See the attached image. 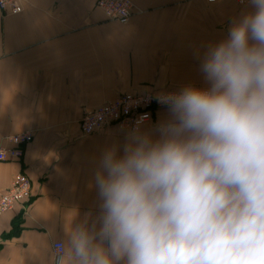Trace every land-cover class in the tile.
I'll return each instance as SVG.
<instances>
[{"label": "crops", "instance_id": "obj_1", "mask_svg": "<svg viewBox=\"0 0 264 264\" xmlns=\"http://www.w3.org/2000/svg\"><path fill=\"white\" fill-rule=\"evenodd\" d=\"M96 2L25 0L19 14L0 9V149L15 147L14 134H34L20 156L0 161V197L19 173L33 192L26 208L0 216V264H68L70 231L100 213V158L110 147L122 151L129 134L110 127L84 135V114L127 92L183 88L189 75L177 74L190 69L205 82L204 52L250 10L236 0H132L133 16L122 24ZM167 117L159 110L142 131Z\"/></svg>", "mask_w": 264, "mask_h": 264}, {"label": "clouds", "instance_id": "obj_2", "mask_svg": "<svg viewBox=\"0 0 264 264\" xmlns=\"http://www.w3.org/2000/svg\"><path fill=\"white\" fill-rule=\"evenodd\" d=\"M247 3L201 58L207 86L162 94L166 119L104 151L68 264H264V0Z\"/></svg>", "mask_w": 264, "mask_h": 264}, {"label": "built area", "instance_id": "obj_3", "mask_svg": "<svg viewBox=\"0 0 264 264\" xmlns=\"http://www.w3.org/2000/svg\"><path fill=\"white\" fill-rule=\"evenodd\" d=\"M215 3L218 0H206ZM239 4H247V0H236ZM25 0H0V9L5 13L19 14L23 11ZM98 6L103 10L110 21L127 24L134 13L132 0H98ZM174 91L148 92L144 94L125 93L102 106L88 111L82 121L81 130L85 135L116 125L126 130H134L151 122L159 108L166 107L159 97L164 93ZM34 139L32 132H22L9 137L14 148H1L0 161L10 160L21 154L20 147L29 144ZM33 196L32 182L28 175L19 173L15 175L12 186L0 197V216L16 205L25 208ZM54 252L61 260L64 254V245L57 241L54 244Z\"/></svg>", "mask_w": 264, "mask_h": 264}, {"label": "rangeland", "instance_id": "obj_4", "mask_svg": "<svg viewBox=\"0 0 264 264\" xmlns=\"http://www.w3.org/2000/svg\"><path fill=\"white\" fill-rule=\"evenodd\" d=\"M96 5L98 6V0H97V2H96ZM99 7V6H98ZM100 8V7H99ZM102 10V9H101ZM103 11V10H102ZM192 69H190L189 70V72H179L177 75H179V76H181V77H184V78H186L188 75H189V85H194V86H197V87H206L207 86V84H206V82H203V81H201L200 79H199V73H197L195 70H192ZM206 85H205V84ZM179 89H181L180 87H177L176 85H170V84H168V85H166L165 87H162V88H155L154 90H149V91H146L145 93H148V92H153V91H156V92H161V91H163V92H165V91H177V90H179ZM128 93V92H127ZM130 93H132V92H130ZM125 94V93H124ZM134 94V93H133ZM135 94H144V93H135ZM120 95H122V94H120ZM119 95V96H120ZM118 97V96H117ZM116 97V98H117ZM115 98V99H116ZM164 108H167V106L166 107H163V108H159L158 110H157V112L159 111V110H161V109H164ZM90 111V110H89ZM88 112V111H87ZM86 112V113H87ZM85 113V114H86ZM84 114V115H85ZM84 117V116H83ZM83 119V118H82ZM154 119H155V117H154ZM82 121V120H81ZM81 121H80V128H81ZM148 124V123H147ZM147 124H144L142 127H141V129L140 130H142ZM110 127H118V128H120V129H122L123 131H125V132H128V133H130L132 130H126V129H124V128H121V127H119V126H116V125H111V126H109V127H106V128H104V129H107V128H110ZM101 130H103V129H101ZM101 130H99V131H101ZM82 131V130H81ZM99 131H96V132H94V133H97V132H99ZM83 133V132H82ZM94 133H92V134H94ZM84 134V133H83ZM85 135V134H84ZM88 135H91V134H88Z\"/></svg>", "mask_w": 264, "mask_h": 264}]
</instances>
